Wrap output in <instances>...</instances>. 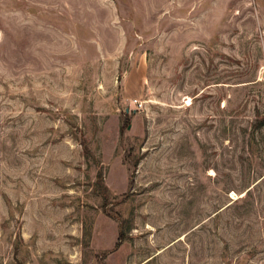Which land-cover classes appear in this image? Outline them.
<instances>
[{
  "label": "rangeland",
  "instance_id": "374dc122",
  "mask_svg": "<svg viewBox=\"0 0 264 264\" xmlns=\"http://www.w3.org/2000/svg\"><path fill=\"white\" fill-rule=\"evenodd\" d=\"M0 264H264V0H0Z\"/></svg>",
  "mask_w": 264,
  "mask_h": 264
},
{
  "label": "built area",
  "instance_id": "2783aa9c",
  "mask_svg": "<svg viewBox=\"0 0 264 264\" xmlns=\"http://www.w3.org/2000/svg\"><path fill=\"white\" fill-rule=\"evenodd\" d=\"M138 102V101H137ZM140 106H143L141 103H140Z\"/></svg>",
  "mask_w": 264,
  "mask_h": 264
},
{
  "label": "bare ground",
  "instance_id": "6f19581e",
  "mask_svg": "<svg viewBox=\"0 0 264 264\" xmlns=\"http://www.w3.org/2000/svg\"><path fill=\"white\" fill-rule=\"evenodd\" d=\"M184 236V235H183ZM183 236L181 238H183Z\"/></svg>",
  "mask_w": 264,
  "mask_h": 264
}]
</instances>
